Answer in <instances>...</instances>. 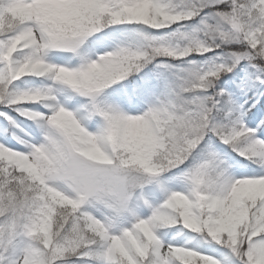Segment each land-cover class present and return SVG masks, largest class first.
<instances>
[{
    "label": "snow or ice",
    "instance_id": "obj_1",
    "mask_svg": "<svg viewBox=\"0 0 264 264\" xmlns=\"http://www.w3.org/2000/svg\"><path fill=\"white\" fill-rule=\"evenodd\" d=\"M0 264H264V0H0Z\"/></svg>",
    "mask_w": 264,
    "mask_h": 264
},
{
    "label": "rangeland",
    "instance_id": "obj_2",
    "mask_svg": "<svg viewBox=\"0 0 264 264\" xmlns=\"http://www.w3.org/2000/svg\"><path fill=\"white\" fill-rule=\"evenodd\" d=\"M240 159H242V158H240ZM234 171H236V174L237 175H240L241 174V170H239V169H234Z\"/></svg>",
    "mask_w": 264,
    "mask_h": 264
}]
</instances>
